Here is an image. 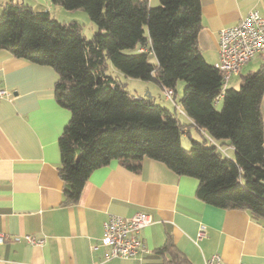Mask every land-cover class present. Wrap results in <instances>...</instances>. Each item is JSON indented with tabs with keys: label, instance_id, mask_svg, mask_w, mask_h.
I'll return each mask as SVG.
<instances>
[{
	"label": "trees",
	"instance_id": "trees-1",
	"mask_svg": "<svg viewBox=\"0 0 264 264\" xmlns=\"http://www.w3.org/2000/svg\"><path fill=\"white\" fill-rule=\"evenodd\" d=\"M52 3L87 12L99 32L88 40L76 21L61 23L48 11L9 1L0 15V50L57 74L56 101L71 114L58 140L62 204H77L91 174L112 161L139 173L144 159H151L197 179L196 195L204 203L264 221V63L242 75L239 88L224 89L221 72L199 47L200 0H159L156 7L148 0ZM110 64L174 94L184 81L176 106L203 141L191 138L185 149L187 125L176 112L132 95L108 75ZM231 148L233 157L222 152ZM157 252L164 264H188L171 237Z\"/></svg>",
	"mask_w": 264,
	"mask_h": 264
},
{
	"label": "crops",
	"instance_id": "crops-1",
	"mask_svg": "<svg viewBox=\"0 0 264 264\" xmlns=\"http://www.w3.org/2000/svg\"><path fill=\"white\" fill-rule=\"evenodd\" d=\"M32 1L21 4L39 6ZM200 1L199 47L215 65L221 30L253 11L264 16V0ZM263 63L254 57L231 77L228 88H237L242 75ZM56 81L53 68L0 50V87L12 94L0 100V231L9 238L0 246V264H100L105 249L93 246L103 236L104 222L110 215L130 218L138 212L154 219L141 233L149 253L105 264H164L157 250L168 237L188 264H205L213 255L225 264H264V221L204 203L196 195L197 179L179 176L158 161L144 159L139 173L112 161L91 174L77 204L63 205L58 140L71 114L56 101ZM261 113L264 122V96ZM182 122L187 125L183 134L193 138V122L185 115ZM27 235L46 241L32 245Z\"/></svg>",
	"mask_w": 264,
	"mask_h": 264
},
{
	"label": "built area",
	"instance_id": "built-area-1",
	"mask_svg": "<svg viewBox=\"0 0 264 264\" xmlns=\"http://www.w3.org/2000/svg\"><path fill=\"white\" fill-rule=\"evenodd\" d=\"M140 51H143L141 49ZM260 56L264 62V16L256 11L243 17L238 24L223 28L219 34V61L215 67L222 74L224 89L232 76L240 73L242 67L254 57ZM166 98L173 100L174 92L165 90ZM12 94L0 87V100L11 98ZM227 153L226 149L222 150ZM154 222L153 216L138 212L130 218L110 215L103 225V236L93 250L104 248L105 253L100 264L116 259H135L149 253V248L141 237L142 231ZM205 234V227L199 230V237ZM8 236L0 231V246L5 244ZM27 243L42 246L44 238L27 235ZM205 264H225L220 255H213Z\"/></svg>",
	"mask_w": 264,
	"mask_h": 264
},
{
	"label": "rangeland",
	"instance_id": "rangeland-1",
	"mask_svg": "<svg viewBox=\"0 0 264 264\" xmlns=\"http://www.w3.org/2000/svg\"><path fill=\"white\" fill-rule=\"evenodd\" d=\"M9 0H0V15L3 13V5ZM14 2L23 3V0H13ZM29 2L30 0H25ZM32 1V0H31ZM26 2V3H27ZM38 5H34V11L45 12L48 11L52 18L57 19L61 23H71L76 21L79 23L82 33L89 40L96 33L99 32L98 26L93 23L87 12L78 10V11H68L62 7L52 3V0H37ZM33 3V1L31 2ZM159 5V0H153L151 7H156ZM150 62L155 64L157 60L153 54L149 55ZM108 75H111L121 81L123 84H126L127 91L135 96H143L149 99H152L155 103L161 105L162 107L170 109L172 112H176V116L179 119L184 120V115L177 108L176 103L183 96V91L185 88V82L180 80L176 86V91L174 94V100H169L166 98L165 90H163L156 82L154 81H143L135 78H128L116 70L111 64L107 69ZM239 88V86L237 87ZM218 108H221V105H218ZM191 133L193 139L197 141H203L201 134L195 129L191 128ZM182 145L185 149H191V138L185 134H182ZM208 145H211L208 142ZM229 156H233V152L227 150Z\"/></svg>",
	"mask_w": 264,
	"mask_h": 264
}]
</instances>
